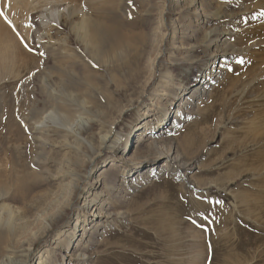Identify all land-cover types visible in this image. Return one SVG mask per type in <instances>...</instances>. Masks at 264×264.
<instances>
[{
    "label": "rangeland",
    "instance_id": "obj_1",
    "mask_svg": "<svg viewBox=\"0 0 264 264\" xmlns=\"http://www.w3.org/2000/svg\"><path fill=\"white\" fill-rule=\"evenodd\" d=\"M115 1H122L119 9L127 20L140 21L126 32L143 35L146 41L133 43L122 66L108 62L110 70L95 64L81 43L79 10L91 4L18 0L15 15L8 6L0 12L5 28L0 32V57L8 64L13 60L9 71L20 74L0 85V102L25 131L22 139L7 145L23 157L37 156L32 168L25 160L26 171L19 170L20 176L42 173L27 206L0 202L19 210L29 224L25 231L16 227L15 237L21 249L34 241L26 264H35L46 251L50 264H96L117 253L122 236L141 231L138 223L149 217V209L176 208L171 185L182 188L181 204L208 200L215 210L236 217L230 192L246 177L221 183V175L231 171L237 157L225 152L236 137L222 138L260 114L264 105V0H193L196 7L187 12L182 0ZM16 44L21 52L26 50L21 60L12 59ZM209 71L213 77L204 79ZM108 72L116 76L118 87ZM106 91L113 99L109 106L104 105ZM67 92L78 100L69 101ZM32 108L39 111L37 117ZM67 115L69 124L62 121ZM137 120L149 121V127L162 123L168 131L147 134L152 139L137 142L138 137L130 135ZM165 136L171 157L179 156L178 162L186 165L175 169L177 175L166 151L152 156L148 150L150 140L164 142ZM127 155L133 159L125 161ZM101 168L107 172L100 188L94 189ZM155 185L162 189L153 192ZM92 199L106 215L99 225L80 221L89 217L85 206ZM43 212L47 226L41 224ZM237 218L246 228H255L240 211ZM208 221L210 229L219 230L223 218L211 211ZM184 222L190 225L189 219ZM58 241L62 246L53 250ZM78 254L84 258L71 257Z\"/></svg>",
    "mask_w": 264,
    "mask_h": 264
},
{
    "label": "bare ground",
    "instance_id": "obj_2",
    "mask_svg": "<svg viewBox=\"0 0 264 264\" xmlns=\"http://www.w3.org/2000/svg\"><path fill=\"white\" fill-rule=\"evenodd\" d=\"M17 1L0 0V12L5 8L7 9L8 6L9 11L15 15L14 13L17 11L16 7H19ZM82 2L84 6L86 4L92 5V8L88 7L82 11L79 10L80 20L78 28L82 35L81 43L83 49H86L94 58V63L102 68L107 69L108 62L118 64L119 67L121 64H125L124 59L126 54L134 50L133 43H143L146 41L145 36L138 35L133 37L125 30L138 26L140 21L136 19L129 21L125 18V13L122 12V9L120 12L119 9L123 5L122 1L82 0ZM193 3V0H182V9L187 12V10L195 6ZM114 11L119 12V14H116ZM0 32H5L1 20ZM16 46V56L14 55L12 59L21 60L26 50L21 52L20 47L17 44ZM9 64L8 59L3 58L2 55L0 57L1 86L11 79L15 80L20 76L14 70L10 69L9 71ZM113 69L116 70L115 66ZM63 72L64 70L60 69V73ZM108 73L111 83L118 87L119 81L116 79V76L110 72ZM203 77L210 80L213 76H211V71H209ZM108 83L109 81H104L103 84L107 85V89L111 86ZM199 87H196L195 90H199ZM6 88H8V85H6ZM65 90H68V88H65ZM182 93H185V91ZM66 96L69 101L78 100V96L75 97V95L68 92ZM110 96L106 91L103 97L104 105L109 106L112 103L113 99ZM79 104L81 103L79 102ZM179 105H181V101L177 107ZM30 112L34 117L40 114L37 109L33 108ZM18 114L21 115L20 113ZM62 121L65 124H69V116H64ZM148 122L137 120L132 125L130 135H136L138 137L137 142L152 139L146 138L147 134L159 131V135H165L168 131H163L162 123L149 127ZM18 126L19 124L13 120L12 113H10L7 105H3L0 102V202L6 200L11 203L15 202L26 205L32 191L31 189H37V186L41 184L38 185V181L41 180L40 175L42 173L32 171L30 174H23L21 176L18 174V171L22 168L26 171L25 160L29 159L31 161L30 167L32 168V161L37 157L31 158L29 153L23 157L17 152L16 147L7 145L12 140H20L24 137L25 131L21 130ZM146 130L148 133L145 132ZM228 136L236 137V140L230 143L228 149H225V152L227 150L233 156H237L235 158L236 161H234L236 164L229 173L221 175L223 177L221 183L225 182L227 184L233 182L236 178L246 177L234 191L230 192L235 202V218L232 214L221 212L220 209L215 210L207 203L208 200L189 201L187 205L181 204L183 199L181 194L182 188L177 185H171V190H174L172 194L174 193L176 208L172 211H163L160 206L149 209V217L140 220L138 223L141 231L139 230L135 235L122 236L123 247L120 251L115 254L112 253L106 258L98 259L96 264H264V237L260 236V234H264V105L260 108V114L249 117V119L243 122L241 128L232 129V132L229 133L226 131V135L222 138L223 141H226ZM167 137H162L164 142L160 143L159 141H154V139L150 140L148 144V150L152 152L150 155L154 156L157 152L165 153L166 151L167 160H170L172 164L177 166L173 168V171L177 170L179 165L185 168V164L178 162L177 158L179 156L171 157L170 146L168 147L166 143ZM228 140L230 141V138ZM125 149L126 146H124V151ZM125 158V161H129L132 157L127 155ZM27 165H29V161ZM41 165L43 164H38V166ZM176 170L175 174L177 175ZM41 171L43 172V170ZM106 172V168H101L97 176H95L92 184L94 189L100 188ZM181 175L178 174L180 177ZM30 178L34 180L32 184L28 182ZM161 189L160 185H155L152 191L157 192ZM94 195H97L96 192ZM96 204L97 202L93 199L88 201L85 210L88 211L89 217L86 220H80L81 223L85 225L86 223L99 225V221L105 218L106 215L104 216L103 210L101 211V207ZM86 211L82 213H86ZM211 211H216L223 218V221H218L217 226L220 227L219 230L209 228L210 221H208V214ZM238 211L251 219L255 228H246L237 218ZM190 212H193L195 215L190 216ZM45 213L43 212L42 216H40L41 224H46L47 226L48 224L47 222L45 223V219L43 218ZM20 214L17 209H12L7 204H0V264H26L27 254L32 249L34 241L27 242L23 249L18 247L20 243L16 242L17 240L15 239L17 233L19 230L25 231L29 227V224L26 223L24 217ZM184 219H189L190 225L186 226ZM230 224L232 228L227 229V226ZM144 227L146 232H148L147 230H151L154 234H144ZM84 231L86 232L87 229L84 228ZM62 242H55V245H52V249L56 250L61 247ZM45 254L46 256H41L35 261V264H50L48 251ZM68 257L70 258V256ZM71 257L79 261L81 257L84 258V255H71Z\"/></svg>",
    "mask_w": 264,
    "mask_h": 264
}]
</instances>
